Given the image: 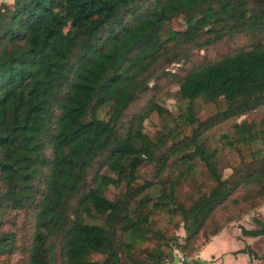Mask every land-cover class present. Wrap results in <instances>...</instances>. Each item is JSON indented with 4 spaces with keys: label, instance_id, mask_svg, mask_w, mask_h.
Wrapping results in <instances>:
<instances>
[{
    "label": "trees",
    "instance_id": "obj_1",
    "mask_svg": "<svg viewBox=\"0 0 264 264\" xmlns=\"http://www.w3.org/2000/svg\"><path fill=\"white\" fill-rule=\"evenodd\" d=\"M177 16L183 25L176 28L171 23ZM256 30L264 31V0L1 2L0 256L14 251L16 229L7 225H15L16 214L23 212L30 220L27 264H55L56 256L61 264H164L167 255L160 245L144 256L133 253L152 231L155 210L180 216L184 237L182 242L175 236L174 246L191 255L194 238L206 234L205 244L218 233L220 226L207 232L203 227L237 186L258 184L264 197V128L263 146L252 149V159L227 176L213 158L217 147L208 149L199 139L200 130L264 105V41L236 47L178 76L180 93L190 101L201 96L225 102L203 120L189 104L183 121L197 120L204 129L196 126L188 140L169 149L190 169L199 156L216 181L188 205L177 198L174 183L164 185L155 200L138 197L146 185L134 184L137 170L152 158L154 145L142 130V120L162 107L154 101L146 111L126 116V109L146 91L155 63L171 50L189 53ZM106 102L109 117H97ZM253 125L235 121L236 136L223 133L224 144L232 148L254 139ZM103 167L116 176L101 172ZM123 180L121 198L104 193L109 184ZM95 214L103 216L102 223L85 221L84 215ZM253 222L257 227L240 226L241 232L264 236V218L253 217ZM240 251L264 259V249L258 253L250 244ZM92 252L104 257L90 259Z\"/></svg>",
    "mask_w": 264,
    "mask_h": 264
},
{
    "label": "rangeland",
    "instance_id": "obj_2",
    "mask_svg": "<svg viewBox=\"0 0 264 264\" xmlns=\"http://www.w3.org/2000/svg\"><path fill=\"white\" fill-rule=\"evenodd\" d=\"M3 1L10 2L12 0H0V3ZM182 22L183 18L177 16L173 19L171 25L176 28L181 27L183 25L181 24ZM254 41H264L263 30L236 33L205 48H193L189 53L179 52L177 54L176 50H171L169 55L160 58L155 63L148 74V87L146 91L139 94L136 100L126 109V116L131 118L135 114L137 115L146 111L147 105L150 102L155 101L162 107L161 111L152 110L146 113L142 120V130L152 139L154 145L151 153L152 158L145 160L137 170L134 184L146 185L138 197L147 195L152 200H155L164 185L174 183L177 198L188 205L201 192H209L213 188L216 181L199 156L193 159L194 165L190 169L187 167V162L180 161L176 154H169V149L178 140H188V135L196 129L197 120L192 124H187L183 121L189 104L198 120H203L222 109L225 106V102L223 98H218L215 101H205L201 96L190 101L180 93L178 76L189 67L197 65L202 61L216 59L222 54L234 50L236 47L249 45ZM110 107V103L108 102L99 106L96 113L97 117L102 119L108 118L111 110ZM263 117L264 105L205 129L197 126L200 129H204L200 130L199 139L205 140L208 149L217 147V152L213 158L222 176L229 175L232 172V168L238 166L243 160L249 161L252 159V154L250 153L252 149L263 146L260 131L264 128L262 123ZM235 121L253 123L255 137L249 141H238L235 146L230 148L224 144L222 134L227 133L230 137L236 136L233 126ZM160 133L164 136L162 141L158 138ZM192 147L193 145L189 146L188 149H192ZM159 164H164V166H160ZM92 171H90L89 175H91ZM101 172L116 176V173L108 167H103ZM125 188V181L123 180L118 185L109 184L105 188L104 193L112 199L121 198ZM259 189L260 186L258 184L237 186L232 194L222 204L218 205L217 210H214L212 216L206 220L203 229L207 232L220 226L218 233L227 234L229 238H234V236L241 238L239 234H236V231L241 230L240 226L257 227L253 222V217L264 218V197L259 195ZM15 218V225L8 224L7 227L12 226L16 229V247L11 253L0 256V264H27L28 255L26 246L29 243L30 227L28 228V226H30V220L23 212L16 214ZM84 219L88 222H103V216L99 214H95L94 216L84 215ZM151 226L152 231L149 232L147 238L136 243L137 245L133 249L134 255L144 256L148 250L155 248L157 245L162 246L167 257H172L176 252L182 253L179 248L174 246L175 236L178 241L182 242L184 237L183 222L179 215H170L164 210H155L151 215ZM154 231H159V235ZM241 234L244 235L243 233ZM121 235L122 237L125 236V234ZM205 235H199L194 238L193 246L195 248L190 252L191 255L187 256H195L197 258L195 264H219L217 260L221 256L217 258H213V256L212 258H208V260H203L200 256L195 255L204 245L202 243L206 240ZM212 236H209V240ZM231 243L233 245L236 242L231 241ZM261 243V237L252 238L251 246L260 252L262 250ZM201 244L202 246L198 250ZM59 246L60 240L55 243L53 248L58 251ZM168 252L170 253L169 255L167 254ZM87 257L99 260L104 255L92 252L88 253ZM166 258H164V261ZM54 262L55 264H61V257L56 256ZM258 263L264 264V259Z\"/></svg>",
    "mask_w": 264,
    "mask_h": 264
},
{
    "label": "crops",
    "instance_id": "obj_3",
    "mask_svg": "<svg viewBox=\"0 0 264 264\" xmlns=\"http://www.w3.org/2000/svg\"><path fill=\"white\" fill-rule=\"evenodd\" d=\"M256 226H246V228H254ZM241 230L236 231V234H239L241 238L234 236V238H229L227 234L222 232L216 233L212 238L207 241L202 248L195 255L200 256L203 260L208 258H218L219 264H259V261H263V258L251 257L249 253L245 251H240L245 244H252V238H262V250L260 252L256 251L255 248H252L261 253L264 249L263 235H242ZM231 241L236 243L232 245Z\"/></svg>",
    "mask_w": 264,
    "mask_h": 264
},
{
    "label": "built area",
    "instance_id": "obj_4",
    "mask_svg": "<svg viewBox=\"0 0 264 264\" xmlns=\"http://www.w3.org/2000/svg\"><path fill=\"white\" fill-rule=\"evenodd\" d=\"M195 260H197L195 256H187L180 252H176L172 257H167L164 264H195Z\"/></svg>",
    "mask_w": 264,
    "mask_h": 264
}]
</instances>
